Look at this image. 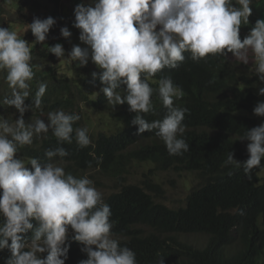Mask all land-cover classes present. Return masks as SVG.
<instances>
[{
	"label": "clouds",
	"instance_id": "9594fccd",
	"mask_svg": "<svg viewBox=\"0 0 264 264\" xmlns=\"http://www.w3.org/2000/svg\"><path fill=\"white\" fill-rule=\"evenodd\" d=\"M71 2L74 4V0ZM251 4L252 0H94V5L88 6L80 3L74 9L73 26L80 30L79 40L86 46L73 45L67 59L80 67L91 60L101 70L91 75L94 79L99 75V92L107 104L114 110L127 103L128 110L135 113L130 123L137 126V134L154 130L170 155H181L189 150L183 138V121L189 110L176 106L174 101L183 97V90L174 85L170 76L161 78L156 89L149 80L166 67L176 68L185 60L186 52L195 62L209 54L232 53L248 64L246 54L251 50L252 72L264 84V19L257 20L250 32L240 38L241 24L249 23ZM55 23L52 17L34 18L28 29L36 43H43ZM60 34L58 38H64L62 44L69 47V28L62 27ZM62 44L50 46L48 52L58 59L65 57ZM31 60L28 41L19 38L16 31L0 27V72L5 73L9 89L0 104L14 106L20 113L14 122L0 116V250L7 248L11 253L4 264H65L69 229L73 233L71 239L87 255L78 264H137L135 252L113 238L110 206L92 180L86 175L66 173L62 166L51 162L54 157L68 156L64 147L47 150L49 162L16 156L19 148L32 145L34 138L49 130L60 144H71L75 139L84 148L91 143L87 128L74 129V123L80 120L75 113L55 110L46 114L47 122L41 118L25 122L23 114L28 109L41 108L47 89L46 83H39L32 103H25L31 96L30 82L34 78ZM154 92L166 112L162 119L149 122L143 114L153 109ZM257 94L264 96V86L259 87ZM253 114L264 117V101L257 102ZM240 139L249 141L248 158L236 160L230 151L224 166L242 168L251 178L252 169L260 167L264 159V122L248 129ZM30 230L32 235L25 236ZM43 253L47 255L41 257ZM159 264H164V259Z\"/></svg>",
	"mask_w": 264,
	"mask_h": 264
},
{
	"label": "trees",
	"instance_id": "16d2710c",
	"mask_svg": "<svg viewBox=\"0 0 264 264\" xmlns=\"http://www.w3.org/2000/svg\"><path fill=\"white\" fill-rule=\"evenodd\" d=\"M48 3L23 1L18 11L23 18L21 23L25 24L27 20L30 24L34 18H54L55 15L60 18L58 12L62 0ZM28 6L35 7L34 12ZM250 7L249 23L240 26L241 39L257 20L264 19V0H252ZM3 11L0 7V14ZM0 27H3L1 20ZM7 28L11 30V26ZM56 28L57 21L49 32ZM16 32L21 38L20 29ZM22 38L31 48L34 71L30 82L31 96L25 103H32L39 83L47 84L41 108L26 110L23 114L25 122L36 118L47 122L48 112L62 109L78 114L80 120L73 127L82 128L85 116L91 110L106 115L111 130L92 133L90 145L84 148L79 147L75 139L71 144L58 143L49 130L46 135L34 138L32 145L19 148L18 158L35 157L41 162H49L46 151L64 147L68 156L54 157L51 162L62 165L66 173L76 177L91 172L100 186H104V179L110 181V191L102 196L111 209V231L113 236L119 237L122 246L135 252L137 264H159L161 259L164 264L264 262V159L260 167L252 169L251 178L242 168L224 166L230 151L236 160L248 158L247 146L240 138L248 129L264 122V117L253 114V108L261 101L257 94V84L261 83L248 64L231 61L232 53L226 56L209 54L195 62L186 52L185 60L176 68L166 67L149 80L150 86L156 89L161 78L170 76L184 93L182 98L174 101L175 105L189 110L183 121L186 128L183 138L189 144V150L181 155H170L154 130L137 134V126L130 123L135 113L128 110L127 103L117 105L114 110L107 104L106 97L99 92V75L95 79L91 75L93 71L99 73L101 70L91 67L90 60L84 70L72 66V75L58 71L57 66L62 60L48 49L56 43L62 44L64 38L51 40L47 45L45 41L36 43L31 29ZM0 75L4 78L5 73L0 72ZM1 80L8 94L7 83ZM6 94L0 93V99ZM152 102L153 109L143 114L149 122L162 119L166 112L155 92ZM0 116L14 122L20 113L14 106L0 104ZM138 164L149 165V172H145L140 183L131 182L132 168ZM159 171L193 175L194 184L185 204L171 207L162 201L165 190L156 179ZM174 233L206 234L209 238L202 248L180 240ZM24 235L30 237L31 230ZM72 235L69 229L66 244L70 247L65 264H78L87 259L80 250L82 246L71 239ZM10 254L7 248L0 250V264H4ZM40 255L44 257L47 253Z\"/></svg>",
	"mask_w": 264,
	"mask_h": 264
},
{
	"label": "rangeland",
	"instance_id": "374dc122",
	"mask_svg": "<svg viewBox=\"0 0 264 264\" xmlns=\"http://www.w3.org/2000/svg\"><path fill=\"white\" fill-rule=\"evenodd\" d=\"M23 1L25 0H0V7L4 10L1 14H0V20L1 23L3 24V28H7V26H11V30L16 31L20 29V37L22 38V35L26 32L30 30L28 29V24L26 23L27 20H25V24L21 23L22 21V15L19 14V6H21V4L23 3ZM42 3H48L50 0H39ZM72 0H62V6L61 9L59 10L58 14L60 15V18L58 19L57 16H54V19L57 21L58 25H57V30L53 31V32H49L46 40H45V44L47 45L49 42H51V40H56L59 36H62L60 34V29L62 27L67 26L69 28V30L71 31L72 35L69 41V47H67L66 45H62L63 48L65 49V57H62V63L60 65L57 66L58 71L60 72H67L68 74L72 75V70L71 67L72 66H78V64L76 62H69L67 59V55L70 52L71 48L73 45H80L81 47H85L86 45H84L80 40H79V32L80 30L75 28L73 26L74 20H75V13H74V9L75 6L77 4L83 3L85 6L88 5H94V0H74V4L71 2ZM49 4V3H48ZM52 7V6H51ZM34 8L33 6H31V8L28 9L32 12H34ZM68 12V13H66ZM25 25V26H23ZM159 27V26H158ZM23 39V38H22ZM50 39V40H48ZM33 39H31L32 41ZM34 43V42H33ZM247 57L249 60L248 65L250 66V70L252 72V69L254 67V57H253V53L251 52V50H249L247 52ZM230 60L231 61H238L240 62L239 64L242 65L244 64L243 62L240 61V59L234 57L233 55L230 56ZM49 65V64H47ZM50 66V65H49ZM90 66L94 67L95 65L91 62L90 60ZM81 69H85V67H80ZM4 79L1 75H0V80ZM258 89L259 87L264 86V84H257ZM0 93H4L6 94V88L5 85L3 83V81H0ZM260 96V100L264 101V96L259 95ZM108 117L104 114H99L95 111H89L86 116L85 119L83 121V126L82 128H87L88 129V135L89 137H91L92 133H98L101 132L103 130L105 131H110L111 128L109 129V127L111 126V123L108 121ZM244 145L247 146V144L249 143V141L247 140H243ZM62 166V165H60ZM149 165H144V164H138L136 166H134L132 168V175L134 176L133 179H131V182H136V183H140L144 178H145V172H149ZM264 175V171L262 172ZM261 173V174H262ZM85 175L92 180L93 182V186L100 191L103 195L108 194V192L110 191V186H111V182L108 180L104 179V186H100V184L98 182H95L96 177H92L91 176V172H86ZM157 181L162 183V186L165 190V195L164 198L162 199V201L164 203H166L167 205L171 206V207H177L181 204H185L188 194L191 190V186L194 184V178L193 175H190L189 173H182L179 174L175 171H159L157 172ZM143 227V226H142ZM150 228H147V232H150L149 230ZM180 240L184 241V242H189L197 247H205L207 245L208 242V238L209 236L206 234H187V233H174ZM113 238L119 240V237L117 236H113ZM261 264H264L261 263Z\"/></svg>",
	"mask_w": 264,
	"mask_h": 264
}]
</instances>
